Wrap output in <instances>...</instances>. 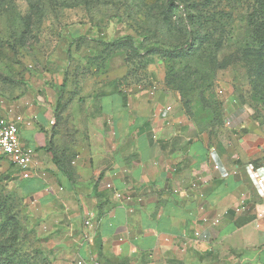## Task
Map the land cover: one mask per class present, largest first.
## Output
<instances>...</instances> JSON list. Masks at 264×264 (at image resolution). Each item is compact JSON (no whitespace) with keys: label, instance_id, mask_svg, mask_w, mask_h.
<instances>
[{"label":"crops","instance_id":"crops-1","mask_svg":"<svg viewBox=\"0 0 264 264\" xmlns=\"http://www.w3.org/2000/svg\"><path fill=\"white\" fill-rule=\"evenodd\" d=\"M52 102L35 114L9 107L28 120L25 179L38 180L27 190L42 191L52 220V264H264V117L234 109L217 136L173 94L113 90L75 99L53 133Z\"/></svg>","mask_w":264,"mask_h":264},{"label":"rangeland","instance_id":"rangeland-1","mask_svg":"<svg viewBox=\"0 0 264 264\" xmlns=\"http://www.w3.org/2000/svg\"><path fill=\"white\" fill-rule=\"evenodd\" d=\"M130 28L146 44H190L139 54L129 41L84 39L68 52L72 34L110 40ZM65 70L64 105L57 107ZM157 89L217 136L234 109L264 117V0H0V112L35 114L53 100L56 108H46H54L55 133L75 99L113 90L155 96ZM20 171L0 160V264H52V220L42 191L27 190L38 180Z\"/></svg>","mask_w":264,"mask_h":264},{"label":"built area","instance_id":"built-area-1","mask_svg":"<svg viewBox=\"0 0 264 264\" xmlns=\"http://www.w3.org/2000/svg\"><path fill=\"white\" fill-rule=\"evenodd\" d=\"M28 123L27 117L23 114L16 113L12 109L6 114H0V160L7 161L11 165L18 167L25 177L32 175L31 165L35 155V149L22 143L20 137V129L22 124ZM110 187L111 184H108ZM118 197H122L121 193H117ZM264 218V213L259 215ZM220 222V218H216L214 224ZM87 224L91 221L88 219ZM198 239L208 240V236L200 231L195 232Z\"/></svg>","mask_w":264,"mask_h":264},{"label":"trees","instance_id":"trees-1","mask_svg":"<svg viewBox=\"0 0 264 264\" xmlns=\"http://www.w3.org/2000/svg\"><path fill=\"white\" fill-rule=\"evenodd\" d=\"M84 39H91V40L98 41L101 43H110V44H119L122 41H129L132 43L135 52L139 53V54H141L143 52L146 54H151V53H154L157 51L158 52L159 51L177 52V51L184 50L185 47L189 46V44H190L189 42H187V43L181 44V45L167 46V45H163L159 42H153V41H152V43L146 44L143 34L138 32L134 28H130V30L123 37H116V38H113L110 40L98 39V38H96V36H94V34L93 35L79 34L78 36H75L74 34H72L71 39L69 41H67L69 54H71V48L75 44V42L79 41V40H84ZM67 85H68V72L65 70L63 80L59 86V96L57 99L58 100L57 101V107H62L64 105L63 98H64L65 92L67 91ZM47 151L51 155L52 161L58 167H60V168L65 167V163L63 162V160L60 158L57 151L55 150V148L53 146V142L49 143V145L47 147Z\"/></svg>","mask_w":264,"mask_h":264}]
</instances>
